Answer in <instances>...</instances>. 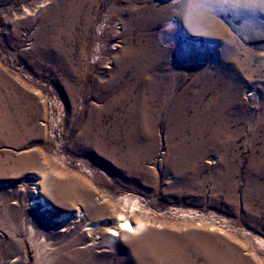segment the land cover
Masks as SVG:
<instances>
[{"label": "rangeland", "instance_id": "obj_1", "mask_svg": "<svg viewBox=\"0 0 264 264\" xmlns=\"http://www.w3.org/2000/svg\"><path fill=\"white\" fill-rule=\"evenodd\" d=\"M77 1L0 0V116L24 123L15 135L20 144L0 137V161L40 159L0 178V264L70 257L71 243L75 253L93 243L87 225L108 215L91 218L90 211L107 205L118 214L124 200L156 231L233 247L250 264H264V193L255 194L249 183L264 171V0H83L79 10ZM146 19L157 23L167 95L149 105L154 112L138 131L124 113L99 115L94 126L90 112L104 106L93 97L94 86L109 79L124 34L143 39ZM51 26L76 79L66 82V68L48 59ZM102 44L99 68L93 63ZM124 79L129 90L139 85L128 69ZM175 96L179 128L166 100ZM123 104L128 113L132 98ZM121 121L123 131L116 129ZM87 122L104 144L100 149L82 138ZM185 150L204 156L187 167L179 166L180 154L175 164V153ZM40 173L48 188L36 193ZM65 184L90 198L63 202ZM35 199L42 205L32 204ZM119 245L110 250L119 252Z\"/></svg>", "mask_w": 264, "mask_h": 264}, {"label": "bare ground", "instance_id": "obj_2", "mask_svg": "<svg viewBox=\"0 0 264 264\" xmlns=\"http://www.w3.org/2000/svg\"><path fill=\"white\" fill-rule=\"evenodd\" d=\"M76 3L79 10V4L82 6L81 4H83V0H79ZM75 13L77 12L75 11ZM66 23L70 24L71 21L69 20L68 22L67 20ZM145 23L147 27L144 26L141 28L145 33L143 39L134 41V39H132L128 34H124L122 36L123 41L125 42V47L121 48L120 51L115 54V57H118V59L116 60V66L114 69L109 72V79L104 82L98 81L96 86H94L95 90L93 97L97 101H103L104 103L103 108H93L90 112L93 118L94 126L100 121L99 115L104 117L113 113H117L118 115L124 113L126 119L131 118L134 120L135 131H138L145 122L147 123V120L151 118V114L154 112L149 105L151 103L153 104V101L161 95H167V75L164 72V60L159 59V47L157 44L159 41V34L155 33L153 30L157 23L155 19H146ZM152 30L153 33L151 32ZM55 33V26H51V28L46 32L48 43L46 51L49 56L48 59L49 61L59 63L66 68L65 79L66 82H68L72 78L76 79L78 74L76 75L77 71L71 67L69 64L70 61L69 63L67 62L62 52L60 50H56L54 43ZM104 34L105 33L101 34L102 39L105 38ZM84 39L87 40L86 38ZM105 48L106 45L102 44L99 51L95 54L97 60L95 62L93 61V64L96 67L100 68L103 65ZM79 66H83L82 60H80ZM126 68L128 69V75L133 76L136 82L139 83L135 90H129L128 84L124 79L127 74ZM90 69L91 67L88 68V70ZM107 69H109L108 66ZM81 71L82 70L78 72ZM76 89L73 90L74 93H76ZM238 92L239 91L236 89L234 90V94H238ZM127 97L132 98L133 103V107L128 113L124 111L125 105L123 104L127 100ZM178 98L179 97L175 96L171 99L169 97L166 99L171 102L172 106L169 114V120L171 122L176 120L175 122L178 125L177 128L180 127L183 121L181 107L178 104ZM86 125L87 128L83 130L82 133V138L84 139L85 144L87 147L93 145L95 149H100L104 144H101V142L97 140L96 137L98 135L93 132L92 125L89 122H87ZM23 126L24 123L21 119L0 116V137H3L5 134L6 138L4 141L9 143L10 140L8 139H11L20 144V140L16 139L15 135L19 132V127L23 128ZM125 128L126 126L122 121L118 122L116 129L123 131ZM180 154L183 155L182 158H180L183 163L179 164V166L185 165L187 167L199 163L202 156H204L203 152L193 150H185L181 153L176 152L174 158L175 164L180 161L178 158L181 157ZM38 155L39 154H31L24 156L16 161L14 160L15 162L11 164L0 161V178L13 174L16 170L25 169L28 166L39 164L40 159ZM183 157H186L187 159L184 160ZM262 166L264 167V160L261 163V167ZM40 174L41 176L37 179L40 184L42 182L43 183L42 186L40 185V188H34L36 193L41 188L45 190L48 188L47 185H45L47 182L45 174ZM260 178L261 179H259L258 174L255 173L249 179L252 191L255 194L264 193V171L262 173V177ZM259 180H261V182H259ZM60 191L62 196H64L62 199L63 202L74 201L75 199H78L77 197L80 198L82 195H84L83 198L85 199L90 198L89 194H81L79 190H75L74 187L69 184H65ZM31 203L42 205L43 202L40 199H35ZM130 206L133 205L130 204L128 200H124L121 207L122 212L118 214L109 211V207L107 205L95 207L93 212L90 211L91 218L102 217L107 213L108 215L93 225L89 223L87 225L88 228L86 230L84 229L88 232L87 236L93 237V243L76 253L75 249H73L76 242L75 244L71 243L69 247L70 251H68V255L71 256L67 258H60L55 264H250L249 260H243L239 256L237 250L233 247H222V249H218L210 246H203L183 239L182 237L172 236L168 233L166 234L164 232L156 231L151 225H149L152 224V222L147 221L146 219H141L139 214L132 215L134 213L133 208L135 206L132 208ZM44 210L48 209L45 207ZM76 215L78 218H81L79 217V215H81L80 212H77ZM103 233H106V239H108L105 244L102 242L106 239L104 240L101 239V237H98V235ZM138 234H143L142 238L133 240V237ZM116 242H120V245L118 246L119 252L111 251L113 249L112 244L114 245ZM103 248H105V250H103ZM95 249H101L102 252H94Z\"/></svg>", "mask_w": 264, "mask_h": 264}]
</instances>
